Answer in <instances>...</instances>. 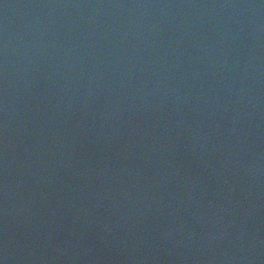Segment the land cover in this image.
I'll return each mask as SVG.
<instances>
[{"label":"water","instance_id":"water-1","mask_svg":"<svg viewBox=\"0 0 264 264\" xmlns=\"http://www.w3.org/2000/svg\"><path fill=\"white\" fill-rule=\"evenodd\" d=\"M0 264H264V0H0Z\"/></svg>","mask_w":264,"mask_h":264}]
</instances>
